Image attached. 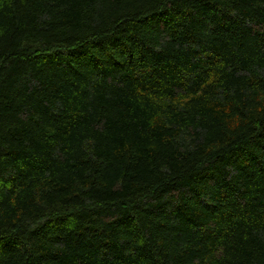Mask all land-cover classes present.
I'll return each instance as SVG.
<instances>
[{"label": "trees", "instance_id": "obj_1", "mask_svg": "<svg viewBox=\"0 0 264 264\" xmlns=\"http://www.w3.org/2000/svg\"><path fill=\"white\" fill-rule=\"evenodd\" d=\"M0 264H264V0H0Z\"/></svg>", "mask_w": 264, "mask_h": 264}]
</instances>
